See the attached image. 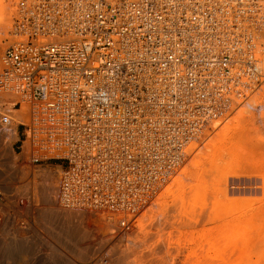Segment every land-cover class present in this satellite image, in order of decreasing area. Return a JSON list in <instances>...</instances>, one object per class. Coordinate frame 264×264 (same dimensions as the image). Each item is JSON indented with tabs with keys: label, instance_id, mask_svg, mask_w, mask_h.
Returning <instances> with one entry per match:
<instances>
[{
	"label": "bare ground",
	"instance_id": "obj_1",
	"mask_svg": "<svg viewBox=\"0 0 264 264\" xmlns=\"http://www.w3.org/2000/svg\"><path fill=\"white\" fill-rule=\"evenodd\" d=\"M92 1L75 0L74 3L83 4V10L90 13L87 17L90 27L100 29L106 25L107 28V19L97 15L99 8L105 10L103 4L106 5L107 0H97L98 6ZM120 1L127 3L129 0ZM140 1L161 6L162 10V5L165 7L162 17L166 23L165 30L176 32L172 42L174 56L165 67L152 60L151 35L159 32L156 27L158 20L153 22L154 19H150L151 24H148L151 34L145 42L142 40L145 31L131 30L123 32L120 39H111L107 44L111 47L106 51V44L100 40L95 45H87L90 51V85L87 81L81 84L90 95V127L74 128L67 121V108L54 113L52 105L34 99L31 88L35 87L34 84L28 82V87H24L15 75L8 77L11 83L16 84L15 88L5 86L0 89V205L5 201L15 213L13 218H3L5 214H0V260L18 262L32 251L23 229L27 230L26 220L37 219L43 221L44 229L49 228L55 239V245L52 240L53 253L56 252L52 257L53 264H76L74 256H84L89 250L90 264H129L126 262L128 249L122 250L118 246L120 237L125 236V241L130 244L141 245V241L149 236L140 230L142 237H138L140 226H146L157 216L160 221L167 219L163 210L168 207L167 199L170 197L173 196L174 204L184 201L185 184L180 178L160 193L157 202L159 212L143 215L155 198L156 190L189 153L194 152L205 131L227 117L264 83V0ZM14 5L16 14L21 0H15ZM67 12L69 16L74 15L69 10ZM131 12L130 16L134 18ZM12 30L11 27L9 44L0 55V62L12 44ZM75 39L78 38L73 34L63 36L58 32L48 37L43 46L47 50L48 45L72 43ZM3 47L0 42V52ZM160 56L164 57V54ZM94 60L98 63H92ZM81 73L80 64L64 66L55 58L49 62L42 87L50 88L48 93L54 96L65 79L74 83L79 76L81 79ZM155 78L158 79L157 85H154ZM236 80L247 86L239 91ZM16 99L21 100V108H14L12 100ZM48 114L55 118H49ZM83 123L86 124V120ZM24 124L33 127V139L22 145V151H27L29 156L27 159L30 158L34 164L37 149L50 147L53 149L49 156L75 160L72 172H67L62 160L64 166H59L57 175L39 168L36 174L40 179H36L33 171L31 176L11 145L5 143L4 146V141L2 144V130L14 129L12 131L18 136V128ZM231 129L229 126L224 128L227 138L222 143H228L226 141L232 138ZM201 130H204L202 134ZM251 135L245 134L250 137V140L249 137L246 139L250 145L254 139ZM48 141H56L58 145H50ZM230 141L232 143L233 140ZM222 145L225 147L226 144ZM230 145L225 150L231 158L238 152L243 153L242 150L246 152L247 144L242 148L241 145ZM212 146L214 154L207 160L210 169L204 168V171L213 177L215 172L221 175L219 184L222 185L226 178L216 161L223 158V150ZM200 164L196 161L192 166L197 168ZM185 173L186 177L194 176L195 171L188 169ZM199 176L201 180V175L195 178ZM194 185L190 188L194 187L196 191L193 188L192 193L189 191L185 197L199 200L203 192L199 185ZM90 213H100L103 217L106 214L101 229L108 227L112 232L103 236L92 232L84 225ZM193 214L194 211L186 209L170 215L165 221L183 224L192 220ZM29 227L30 230L34 227V231L40 234L36 229L38 225ZM164 246L162 241L150 252H160ZM62 247L71 255H60ZM147 257L146 264L153 263L150 254ZM199 264L213 263L205 261Z\"/></svg>",
	"mask_w": 264,
	"mask_h": 264
},
{
	"label": "rangeland",
	"instance_id": "obj_2",
	"mask_svg": "<svg viewBox=\"0 0 264 264\" xmlns=\"http://www.w3.org/2000/svg\"><path fill=\"white\" fill-rule=\"evenodd\" d=\"M14 4L15 0H0V42L4 45L0 55L3 54L7 44H9L10 30L15 14ZM7 22H9L8 25ZM249 98L242 101L227 117L216 122L209 130L205 131L201 141L195 146L194 152L191 151L169 179L162 182L156 190L155 198L150 207L143 212L144 214L142 213L144 216L158 213L160 206L158 208L157 202L158 197L160 198V193L177 179L182 178L185 184L184 193L187 195L193 191L194 187L190 188V186L197 184L199 188L201 187V192H203L201 198L199 200H190L191 197L188 198L182 194L184 201H178L174 204L171 200L172 196L167 199L168 207L163 212L168 219L170 215L182 213L187 209L194 211V214L191 216L192 220L180 224L181 222L165 221L167 219L160 221L159 216L157 218L154 217L152 221H148L149 224L146 223V226L141 225L138 230V237L141 236L140 230L144 231V233L146 232L147 236H149L141 241V245H134V243L132 245L125 241V236L120 237L119 241L121 240L122 244L119 242L118 246L122 250L128 249V252H126V262L129 264H146L147 255L150 254V259L153 261L151 264H199L205 261L213 264H264V83ZM243 117L246 119H243ZM228 126L232 128V135L230 136L233 141L231 143V139H229V141H226L228 143H222V140L227 138L224 128ZM243 127L245 130L243 129L244 131H241L242 134L240 133L241 135H239ZM5 130H2L4 131L2 144L4 141V146L11 145L12 151L24 166V169L29 170L28 173L30 175L31 171H33L36 179H40L36 174V169L39 170V168L48 170L54 176L58 174L59 166L63 165L62 160L55 159L41 163L35 162L33 164L30 158L27 159L29 157L27 156V151H22V141L25 139V127L23 125L18 128V136H15L16 132L12 131L14 129L9 128ZM245 134L249 136L252 134L251 138H254V142L251 139L252 145L249 142L247 143L246 139L249 136L247 137ZM243 135L246 138L242 137ZM238 141H241L240 144ZM221 143L226 144V148L230 144L234 147H240L239 145H241V148L242 145L245 146L247 144L245 147L246 152L244 153L245 150H242L243 153L238 152L231 158ZM211 144L216 147L219 146L218 148L222 147L220 149L223 150V158L216 161V164L221 167L220 170L223 168L222 172L226 178V183L222 185L219 184V180L222 179L220 178L221 175H216L217 172H215L213 177V175H206L204 171V168L205 170L210 169V164L208 163L209 157L214 154ZM250 147L254 148L251 153ZM196 161H199L201 164L199 167L193 168L192 165ZM64 164L65 168H67L68 163L65 161ZM188 169L195 171L194 176L187 175L188 177H186L185 171ZM196 175L206 176H202L201 180L200 176L199 178L196 177L198 181L195 178ZM217 187L221 190H217ZM16 191L18 190L16 189ZM194 191H196V188H194ZM176 194L178 195L179 192ZM2 203L4 205H0V214H5L3 218L7 216L13 218L15 214L14 209L6 205L5 201H2ZM113 213L117 214V212ZM105 216L103 217L100 213H90L84 221V225L86 224L98 236L108 234L112 232L108 227L101 229L104 226L102 225L104 223L102 219ZM21 218L24 217H20L19 219ZM35 220H26L28 231L23 229L27 237L26 240H28V245L32 247V249L30 247L29 249L32 251L26 253L25 258L18 262L3 259L0 260V264H53L52 257H54L53 255L56 252L53 253L52 246L55 245V239L52 237L49 228L44 229V225H42L44 224L43 221ZM152 223H154V226L151 225ZM32 224L36 227L38 225L39 228L36 229L42 236L34 231V227L33 230H30L29 226ZM42 228L44 230H41ZM49 233L51 234L49 235ZM40 240H42V243ZM52 240L54 245L52 244ZM162 241L165 243L164 248L160 252L151 253ZM33 247L36 252L33 250ZM43 248L44 250H42ZM31 252L34 256L29 254ZM60 255L69 256L71 253L62 247ZM28 256L29 259L27 260ZM89 257L90 250L84 256H74V260L76 264H90ZM84 258L85 261L83 260Z\"/></svg>",
	"mask_w": 264,
	"mask_h": 264
},
{
	"label": "built area",
	"instance_id": "obj_3",
	"mask_svg": "<svg viewBox=\"0 0 264 264\" xmlns=\"http://www.w3.org/2000/svg\"><path fill=\"white\" fill-rule=\"evenodd\" d=\"M74 1L21 0L20 8L17 6L13 20L12 44L7 50V55L0 62V89H4L5 86L16 87V84L11 83L8 78L13 75L18 78V81L24 87H28V82H31L35 86L34 88L31 86L35 96L34 99L52 105L55 108L54 113H58L57 110L67 108L65 114L67 115V121L70 122L69 124L74 128H81L83 125L90 127V95L81 84L87 81L90 85V51H88L87 45H95L100 40L106 44V48H104V51H106L111 47L107 45L111 39H120L123 32L131 30L138 33L145 31L146 35L142 38L145 42V39H148L151 34L150 25H148L151 24L150 19H154L153 22L158 20L156 27L159 32L156 31L153 36L151 35L152 49H154L151 57L158 65L165 67L168 60L174 56L172 42L176 32L165 30L166 23L162 19L165 15L163 5L162 10L161 6L147 5V2L143 3L140 0H129L127 3L120 0H107L106 5L103 4L105 10L99 8L97 13L98 16L107 19V28H105V25L100 29H93L87 21L90 13L83 10V4H76ZM96 1L93 0L92 2L95 6H98ZM158 4L161 5V1ZM68 10L74 15L69 16ZM130 12L134 18H131ZM136 16L140 18L135 19ZM58 32H61L63 36L73 34L78 39H75L72 43H54L48 45L47 50H45L46 47L43 46V42ZM161 54H164V57H161ZM55 58L57 63L62 62L64 66L80 64L82 73L81 79L79 76V79L74 83H70L68 79H65L61 89L56 91L54 96H51L48 93L51 89L42 87V83L46 81L49 62ZM92 63L96 64L98 62L94 60ZM6 79L8 80L7 83ZM157 83L158 79L155 78L154 85H157ZM245 86L247 85L239 84L236 80V87L239 91ZM12 101L15 109L21 108V100ZM48 117L55 118L50 114H48ZM84 120H86V124L83 123ZM193 124L196 125V122ZM23 126L25 127V139L22 141V145L23 142L33 139V127L28 124ZM71 142L74 143L75 140ZM48 144L58 145L56 141H48ZM52 149L50 147H47V149L39 147L37 156L34 158L35 162L63 160L68 163V167L65 168L67 172H72L76 165L75 160L64 156H49Z\"/></svg>",
	"mask_w": 264,
	"mask_h": 264
}]
</instances>
